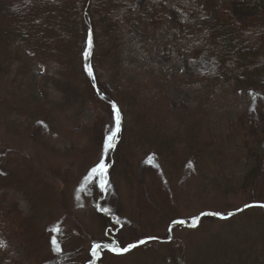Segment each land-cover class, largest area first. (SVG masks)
Masks as SVG:
<instances>
[{"label":"rangeland","instance_id":"374dc122","mask_svg":"<svg viewBox=\"0 0 264 264\" xmlns=\"http://www.w3.org/2000/svg\"><path fill=\"white\" fill-rule=\"evenodd\" d=\"M89 17L95 26L92 83L105 90L104 100L82 71L84 16L70 43L41 50L33 44L48 34L3 46L7 26L0 16V177L10 175L0 186V207L8 211L0 215V264H92L87 249L109 241L106 228L110 237L119 235L121 246L143 236L157 239L123 258L103 256L98 264H228V257L234 264H264L263 209L246 207L226 222L208 214L197 230L178 225L171 236L167 231L173 218L192 226L202 212L264 204V0H133L119 29ZM222 30L225 37L237 36L238 48L253 52L245 74L236 57H224L225 42L213 43ZM111 103L121 106L125 132L118 155L111 153L116 167L108 172L110 189L98 208H119L123 231L94 214L101 190L88 181L102 159L100 138ZM140 124L155 129L148 142L170 158L163 169L167 184L144 170V162H159L152 158L155 148L142 143L130 151L133 126ZM214 136L221 144L215 168L194 163V142ZM19 188L25 194H17ZM150 212L154 227H140L137 218L146 222ZM52 226L59 229L61 255L51 247L46 229Z\"/></svg>","mask_w":264,"mask_h":264},{"label":"trees","instance_id":"16d2710c","mask_svg":"<svg viewBox=\"0 0 264 264\" xmlns=\"http://www.w3.org/2000/svg\"><path fill=\"white\" fill-rule=\"evenodd\" d=\"M81 5V7H80ZM133 0H129L128 3L118 2L117 0H0V16L4 17L5 24L7 26L6 33L3 35V46H7L12 43L13 39H17L20 43H23L27 36H34L35 34H48L45 36L46 40H41L40 42H36L33 44L36 50L41 49H51L55 48L58 44L62 43H70L72 41L74 33L80 29L82 26L80 16H84L83 25L85 27L84 36H83V51L80 55V58L83 62L88 65L91 69V55H93L94 51V25H90V17L89 16H97L98 18H104L105 21L112 27L113 29L121 28L120 22L126 16V13L132 8ZM94 10V14L89 10ZM33 16H45L46 20L44 22H40L35 19ZM135 16L139 17V14L136 12ZM100 19V20H101ZM130 23V22H129ZM129 23L126 25L125 29L129 27ZM89 32H91V47L89 48L88 40H89ZM224 30L221 31V40H214L213 43L217 45L219 41L225 42L226 51L223 52L224 57H228L231 53L232 56L238 58V63L241 65L243 69V73L245 69L253 67V52L248 48H238L235 41L237 36L234 34L225 37ZM264 43V37H263ZM249 44V43H248ZM33 52V51H32ZM89 52V57L86 58L85 53ZM34 53V52H33ZM1 55V53H0ZM94 68V65H93ZM245 74V73H244ZM258 76V75H255ZM96 78V73L93 71L92 76H89L88 83L94 93L95 96L98 97L99 100H104L106 92L100 86L99 81L98 84L102 88L100 91L97 83H92V80ZM243 80L244 77H241ZM256 105V104H255ZM109 108V123L106 125L103 130L100 138V145L102 146L105 141V136L109 132L110 129L116 126V114L113 112L112 103L108 105ZM119 131H116V135L112 141L114 145L112 149L117 151L115 155H118L119 146L121 145V140L123 134L125 132V115H123L119 110ZM250 119V125L254 123V118ZM155 131V129H151L148 124H140L133 126V131L131 137L129 139L130 151L133 153V146L138 144H144L145 148L151 149L155 148V153H159L158 149L155 146H151L148 142V132ZM209 145L216 144L218 139L216 136L214 137H205L202 138ZM198 141L194 142V149L196 151L199 150ZM118 149V150H117ZM0 174H4L0 170ZM7 174V173H6ZM261 175V174H260ZM10 178V175L7 174L6 178L0 177V186H6V182ZM17 194H25L23 190L20 188L17 191ZM163 213H166V209L161 213L158 220L164 216ZM8 211H4L3 208L0 207V215L2 217H6ZM150 215L153 217V221H151ZM146 225L147 228H151L153 223L154 227V216L151 212L147 215ZM16 217V214H15ZM14 217V219H15ZM14 219L10 221H14ZM175 218L171 219L170 222L174 221ZM197 230V229H195ZM195 232V231H194ZM170 244H168L169 246ZM228 264H234V261L231 257L227 258ZM246 259L244 263H246Z\"/></svg>","mask_w":264,"mask_h":264},{"label":"snow or ice","instance_id":"6c2138e0","mask_svg":"<svg viewBox=\"0 0 264 264\" xmlns=\"http://www.w3.org/2000/svg\"><path fill=\"white\" fill-rule=\"evenodd\" d=\"M88 44H89V48H90L91 47V32H89ZM87 54L88 53L86 52L85 55L87 56ZM85 70L87 71L89 76H92L91 68L88 65H85ZM112 107H113V112L116 114V117H117V119H116V131L118 132L119 131V112H118V109L116 108V106L114 104ZM115 135H116V132H111V134L105 138V141H104L105 150L110 149L114 146L112 144V141H113ZM90 172L97 178L105 175L106 174V165L103 162V160H101L95 167H93L90 170ZM99 187L101 188V190H103L106 187V181L101 182L99 184ZM259 206L264 207V205H259ZM245 207H249V205H245ZM206 214L218 215V216H220L221 219H226L228 216L233 215V213H228L227 215H223L221 213H206ZM197 221H198V218H193L192 227L196 226ZM173 223L184 224L185 221L184 220H177V221H173ZM54 231H59V229H54ZM150 239H155V238L151 237ZM145 242L146 241H144V240H140L138 243L128 244L127 247L120 248L119 246H117V247L111 248L109 250L116 252L117 254H120V253L128 252L131 249L137 247L138 244H144ZM52 245H53L54 251H56V252L60 251V247H59L57 240L55 238H53V240H52ZM99 247H100V245H98V244L93 247V249H92L93 254H95L96 250Z\"/></svg>","mask_w":264,"mask_h":264},{"label":"bare ground","instance_id":"6f19581e","mask_svg":"<svg viewBox=\"0 0 264 264\" xmlns=\"http://www.w3.org/2000/svg\"><path fill=\"white\" fill-rule=\"evenodd\" d=\"M161 126H162V128H164V127H165V124H162ZM117 150H118V149H117ZM115 153H117V151H115ZM114 166H115V163H114L113 167H114ZM111 170H112V169H111ZM111 170H110V171H111ZM110 173H111V172H110ZM110 173H109V177H110Z\"/></svg>","mask_w":264,"mask_h":264},{"label":"flooded vegetation","instance_id":"af4514ba","mask_svg":"<svg viewBox=\"0 0 264 264\" xmlns=\"http://www.w3.org/2000/svg\"><path fill=\"white\" fill-rule=\"evenodd\" d=\"M234 57V56H233Z\"/></svg>","mask_w":264,"mask_h":264}]
</instances>
